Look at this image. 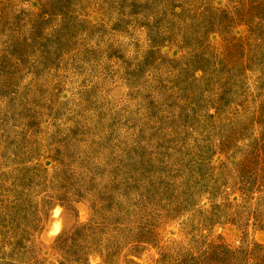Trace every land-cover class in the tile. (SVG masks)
Wrapping results in <instances>:
<instances>
[{
  "label": "rangeland",
  "instance_id": "374dc122",
  "mask_svg": "<svg viewBox=\"0 0 264 264\" xmlns=\"http://www.w3.org/2000/svg\"><path fill=\"white\" fill-rule=\"evenodd\" d=\"M0 264H264V0H0Z\"/></svg>",
  "mask_w": 264,
  "mask_h": 264
}]
</instances>
